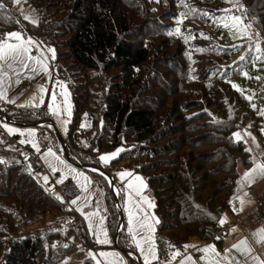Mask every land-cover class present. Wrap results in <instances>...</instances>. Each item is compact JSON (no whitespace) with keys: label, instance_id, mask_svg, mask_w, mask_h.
<instances>
[{"label":"rangeland","instance_id":"rangeland-1","mask_svg":"<svg viewBox=\"0 0 264 264\" xmlns=\"http://www.w3.org/2000/svg\"><path fill=\"white\" fill-rule=\"evenodd\" d=\"M105 2L110 5H108L109 8L117 10L125 18L124 21L129 31H131L130 33H134L131 35L137 38L135 39L136 43L140 42L145 53H147V61L139 67V72L133 76L132 74L130 76L127 74L123 76L118 75L115 74V71H111L110 74L106 75L98 72V92H103L104 94L110 90V85L113 86L118 78L122 82H130L128 89L122 92V95L130 97L132 101L131 106L137 108L144 107L151 110L154 117L152 121L155 130L161 128L163 129L162 133L165 134L164 132L169 127L175 128L174 131L176 133L172 139H181L183 144L179 147V153L175 152L173 154L171 152L169 155H166L168 157L179 156L178 160L181 161L183 169L185 167H187L186 169H192L193 167L188 164L192 158V154H198L205 149L211 152L223 151L225 155L227 154L228 158H236L237 156L230 155L229 153L231 152L222 144L225 143L222 142V139L232 134L233 140L236 142L240 141L243 148L250 149L246 154L240 153L237 161L241 162L244 166L250 161L253 163L252 167L250 166L248 170L240 174V178L237 180L235 190L238 193L239 211L241 212L252 205L250 202L249 204L245 201L246 189L248 187L255 188L257 186V189L261 191L264 198V176L256 177L251 185L243 179L245 173L253 169L256 164L264 165V161L259 159L264 154V10L259 9V13L255 14L253 7L255 0H105ZM14 7L23 18L28 17L27 19L32 24L38 22V15L28 4H23L21 0L20 3H16L14 0ZM100 7L101 5L98 9ZM226 9L230 11H225ZM185 13L186 15H183ZM234 17H239L240 21H234ZM225 24H228V27H224ZM177 29H179V32H177ZM244 33H247V35ZM257 43H259L261 49L259 52L255 50ZM32 44L38 57H41L46 62L53 59L52 52L49 51V49H53L51 46L39 47L38 44ZM250 48L251 51L249 50ZM241 56H245L246 59L240 60ZM258 56L262 57V59L257 60ZM69 62L65 65L68 66ZM72 74H75V70H73ZM104 76H106L104 80L100 79ZM127 76L128 80L125 79ZM76 83L80 84V86L82 85L78 89V96L85 98L86 101L90 100L92 95H89V92L85 91L87 90L86 84L82 82V79H79ZM41 88L45 91H40ZM91 89L95 93L97 92V88L92 87ZM213 89L220 92L221 97L214 90L216 92L215 98H212L209 92ZM53 92L56 93L55 105L58 106L59 114H57L55 108H49V105L53 104L51 99ZM70 92L71 90L68 88L65 78L53 81L49 74L41 78L39 83H36L32 93H28L26 97L24 96L22 103L25 102V104L32 106H28V108L20 107L19 105H23L22 103L15 106L16 108L25 109H40L43 107L51 118V125L59 133L58 135L64 144L66 140H69L77 150V154L88 159H95V156H97L94 153L96 149L95 141L103 133L104 125L99 120L96 124H92L86 113L84 115L81 114L79 119L75 121L76 127L74 128V133L70 136L71 139H68L67 125L73 117ZM222 94L224 95V99ZM220 99L225 101L224 106H215L213 103H216ZM98 101L99 97H97L96 106H98ZM238 102H241L243 106L241 112H235L229 104ZM199 112L205 114V119L203 120L208 123L204 126H198V124L194 126L187 122L188 118L192 119L193 122L195 121V123L202 122L201 117H197ZM241 113L247 114L241 116ZM5 124L7 127L18 129L20 133L24 134H9L7 128L4 127ZM44 124L46 127L51 128L53 135L51 137L48 135L47 140H38L37 127L11 126L4 120H0V157L16 160L11 155V152L15 155L16 152L20 151V156H22L24 161L22 170H26L25 174L29 177L27 179H32L42 190V194L36 191H28L29 193L25 194V197L30 196L33 198L36 194L37 199L41 198L36 208L26 207L25 202L21 203L15 200L9 193L6 198L0 199V228L3 229H0V239L1 241L7 240L8 237L19 239V237L26 235L32 237L33 234L38 233H42L41 236H44L49 230L58 235V241H63L61 237L66 236L71 216L62 209L54 208L53 204L48 201V198H45V196H53L58 202L62 203V199L57 198L59 195L56 192L57 187L61 184L56 183V181L62 179L63 181L69 180L74 183L77 187L76 197H81L76 205L70 203L63 206V209L77 212L82 217L87 230L86 235L90 242L94 246H103L104 244L97 243L96 238L89 229L88 220L85 219V215L79 210L82 209L85 214L99 211L100 215L105 217L103 186L100 187V183H93L91 181L87 192H82L78 186V181L79 183H84L82 177L78 174L82 173L84 176L89 177L91 175L89 172H97L91 169H86L87 171H85L82 168L76 167L73 162L72 164L67 163L61 152L60 143L55 139L53 128L49 126V123ZM30 130L34 133L33 136L27 135ZM235 133H239V137L235 136ZM203 136H206L204 138L206 146H200L195 149L188 146L189 142H187V138L193 140L194 138ZM11 137L15 138V142ZM132 137L129 136L128 140L125 141L124 139L121 140V143H118L116 140L112 142V139L106 136V139L112 146V150L113 148L115 150L100 153L97 157L98 165L103 169H107L110 162L118 158L120 152L115 158H110L109 163L102 162L99 159L101 155L116 153L118 149L129 152L130 157L122 160V162H129V165L126 164L120 167L111 177L112 181L119 185V188L117 190L115 188L113 192L114 195H117L118 205L122 210V221L126 229L129 225V209L132 208L133 202L139 200V197L133 196L130 201L128 193L125 190L127 180L122 182L118 173L128 171L133 173L134 176H139L138 173L134 172L133 167L140 172V167L146 159L139 152L135 151L137 145H135V139ZM211 139L216 141V143L209 145L208 141ZM21 141L25 142L21 143ZM33 143L39 145V153L32 146ZM49 149L55 153L56 157L65 161L69 168L74 171L70 172L69 168H65L63 164L58 163L57 159L49 156ZM83 150L87 151L86 154L82 152ZM26 153L27 156L28 154L35 156L38 167L36 171H29L27 169L25 165ZM224 154H222L223 157ZM223 157L222 160L225 162V158ZM49 162L56 167V172L51 171ZM234 162L236 163V161ZM190 164L195 165L193 162ZM242 165L240 167H243ZM158 172L166 176V173H170L171 170L168 172L167 169H158ZM45 176L48 177L47 182L43 179ZM141 178L142 181H136L132 177H129L128 180H131L138 188L141 196L147 198V203H142L141 206L150 217V223L156 229L157 222L154 216L153 196L148 189L149 186L146 179L143 176ZM10 184V186H7L8 188L11 187L12 189L16 187L13 182ZM21 189L19 188V190ZM3 190L10 189L3 188ZM24 190L26 189L24 188ZM257 195L256 191L252 199L257 197ZM84 197H87V200ZM223 218H226V225L233 221L229 213H223ZM93 219L96 220L95 217ZM104 228L106 229L105 221ZM262 228H264L263 217L262 224L254 230L242 229L239 233L234 231L237 229L236 227H229L228 237L231 239L228 244L224 246L223 251H219L216 247L215 249L218 253L224 255L227 249H232L233 245L238 244L242 240H247L248 245L252 249L251 255L258 257L260 261L264 262V243H257L253 237V233ZM127 234L129 235L128 231ZM107 239L109 240L108 236ZM131 244L136 254V258H133L137 259L139 264H143V259L140 257L138 249L134 247L133 240ZM81 246L80 243H71V246L67 249V252L70 253V256L67 258L68 264H84L83 258L85 257L92 264H96L97 259L104 260L103 257L98 256L100 252H115L123 258L124 264H130L128 257L119 250H100L96 247L81 248ZM206 246L209 245H198L197 243L196 247L192 248L176 262L174 261L173 264L179 263L181 259L186 257L194 256L191 253ZM89 250L97 254L96 259L90 258ZM199 252L201 253L200 258L207 255L201 251ZM1 254L2 251H0V257L3 259V255ZM229 255L235 257L239 261V264H246V258L240 256L235 250ZM169 261L170 257L167 258L166 264ZM200 261L205 263L203 259Z\"/></svg>","mask_w":264,"mask_h":264},{"label":"trees","instance_id":"trees-1","mask_svg":"<svg viewBox=\"0 0 264 264\" xmlns=\"http://www.w3.org/2000/svg\"><path fill=\"white\" fill-rule=\"evenodd\" d=\"M94 1L21 0L23 4H28L39 17L38 22L32 24L17 12L14 7V0H0L4 4V7L0 9V33L20 32L24 38H30L39 47L51 46L54 49L55 58L51 59L48 65L52 80L65 78L66 84L71 90L73 117L67 125L68 139H71L70 136L76 127L75 121L79 119L81 114L86 113L92 124H96L98 120L103 123V133L95 141L94 153L97 154L95 159L80 156L72 142L65 141V149L71 163L79 164L85 168L101 169L111 174L112 177L113 173L120 167L129 165V162H122V160H126L130 156L129 152L122 150L119 151L118 158L110 162L109 168L103 169L99 166L97 157L100 153L115 150L114 148L112 150L106 136H109L112 142L116 140L118 143L124 139L125 141L128 140L129 136H133L132 138L135 139V145H137L135 151L146 159L140 167V172L132 167L134 172L141 177L143 176L148 183V189L154 200L155 220L158 221L156 229H154L158 260L152 264H166L167 258L171 257L172 252L181 251L192 240H196L198 243L209 242L221 249V241H223L224 235L220 224L222 214L228 211L234 212L231 198H233L237 180H239L240 174L248 170L250 166L252 167L253 164L250 161L244 166L237 161L240 153L246 154V149L243 148L240 141L233 140L231 134L222 139V142H225L222 144L231 152L229 154L236 155V158H228L223 151L211 152L205 149L198 154H192V158L188 162L189 166L193 167L192 169H186L187 167L183 169L181 161L178 160L179 156H167L171 152L173 154L179 153V147L183 144L181 139H172L176 133L175 128L169 127L163 134V129L155 130L151 110L131 106L130 97L122 95V92L128 89L130 82H122L118 78L113 86L110 85V90L104 94L98 92V72L106 75L115 71V74L118 75L127 74L130 76L132 74L133 76L139 72V67L147 61V53H145L140 42L136 43L135 39L137 38L131 35L134 33H130L131 31L125 24V18L121 16L120 12L109 8L110 5L106 4L105 0ZM100 5V9H98ZM253 7L255 14L259 13V9L264 10V0H255ZM68 61L70 62L66 66ZM72 69L75 70L74 75ZM128 76L125 78L126 80H128ZM105 77L100 79L104 80ZM79 79H82V82L86 84L87 90L85 91L92 95L90 100L86 101L85 98L78 96V89L82 86L76 83ZM92 87L97 88L96 93L91 89ZM214 90L221 97L220 92L216 89L209 92L210 96L215 98L216 92ZM97 97H99L98 106H96ZM213 104L224 106L225 101L220 99ZM229 104L235 112H241L243 109L241 102ZM2 105L3 107H1ZM0 114L13 125H41L37 127L38 140H47L48 135L49 137L53 135L51 128L44 124L50 122L51 118L43 107L40 109L16 108V106L11 107V105L0 101ZM245 114L241 113V116ZM204 116L203 112H199L197 115L202 120L205 119ZM187 122L194 126L197 124L204 126L208 123L204 120L195 123L190 118L187 119ZM205 137L194 138L193 140L187 138L188 146L192 149L206 146L204 144ZM12 139L15 142V138ZM208 142L209 145L216 143L212 139ZM82 152L86 154L87 151L83 150ZM11 155L16 160L0 157V199L3 200L9 193L15 200L21 203L25 202L26 207L36 208L41 198L37 199L36 194L33 198L25 197V194L28 191H36L42 194V190L32 179H27L29 177L25 174L26 170H22L24 161L20 156V151L16 152L15 155L11 152ZM222 157L225 158V162H223ZM259 159L264 161V154ZM191 162L195 165L190 164ZM238 167L240 168L238 169ZM158 169H167L168 172L170 170L171 172L163 176L158 172ZM89 173L91 174L89 175L91 181L100 183V187L103 186L104 188L103 206L109 243L102 247L94 246L87 238V230L82 217L70 209L64 210V203L58 202L55 197L45 196L54 208L62 209L71 216L66 236L61 237L63 241H58V235L49 230L44 236H41L42 233H38L33 234L32 237L26 235L19 237V239L9 237L5 241L0 239V251L3 255V259L0 257V264H68L67 258L70 253L67 252V249L72 242L73 244L80 243L81 248L96 247L100 250H115L114 247H116L119 251L127 252L128 255L125 256L128 257L130 264L138 263V260L133 258H136V254L123 221L122 228L118 231L116 244H114L119 216L118 210L114 207V197L104 177L94 172ZM11 182L16 185V189L7 187L11 185ZM114 187L117 190L119 185L114 182ZM3 188L10 190H3ZM19 188L22 189L19 190ZM262 198L256 199L255 202L259 216L264 218V198ZM218 236L221 238L217 239ZM169 245L174 247L170 248ZM6 246L7 248H5ZM83 260L84 264H92L86 257Z\"/></svg>","mask_w":264,"mask_h":264},{"label":"snow or ice","instance_id":"snow-or-ice-1","mask_svg":"<svg viewBox=\"0 0 264 264\" xmlns=\"http://www.w3.org/2000/svg\"><path fill=\"white\" fill-rule=\"evenodd\" d=\"M16 3H20V0H15ZM4 7V4L0 2V9ZM225 11H230L226 9ZM183 15H186L183 14ZM207 15V13H205ZM26 19L28 17H25ZM234 21H240L239 17H234ZM250 26V25H249ZM224 27H228V24H225ZM177 32H179V29H177ZM247 35V33H244ZM259 35V33H257ZM33 42L29 38L27 41H25L24 36L20 32H11V33H0V98H5V91H6V85L10 87L8 84L9 81V70H11L12 76L16 77V80H19L23 77V75L26 72L29 71H35L34 68H32L33 63H37L40 65V67L47 71L46 65L43 63L42 60H37L30 52L29 45H31ZM251 51V48L249 49ZM255 50L257 52L261 51L259 43L256 44ZM49 51L52 52V58H55V51L53 49H49ZM245 56H241L240 60H245ZM262 59V57H257V60ZM16 65H19V68L16 67ZM245 75H247L245 73ZM15 82V81H13ZM40 91H45L43 88L40 89ZM51 99L53 101V104L49 105L50 109L55 108L57 111V114H59L58 106L55 105L56 101V93L53 92L51 94ZM9 103H14L12 100H8ZM39 103V102H37ZM26 105H20V107H25ZM32 106V105H27ZM5 128H7V131L9 134H16L19 133L23 135L24 133H20L18 129L7 127V125H4ZM28 136H33L34 133L30 130L27 133ZM235 136L239 137V133H235ZM25 141H21V143H24ZM36 151L39 153L40 148L38 144L33 143L32 145ZM119 149L116 153H109L104 154L100 156V160L104 163H109L110 158H115L118 153ZM246 151H250V149H246ZM48 155L53 156L55 159H57L59 164H63L65 168H69V166L65 163V161L59 159L55 156V153L52 152L51 149L48 150ZM255 163V162H254ZM49 168L51 171L56 172L57 169L52 165L51 162H49ZM69 171L72 172L74 170L69 168ZM82 177L84 183H79L78 186L81 188L82 192L88 191V186L91 184V180L89 177L84 176L82 173L78 174ZM120 179L122 182L127 180V187L126 191L128 193L129 199L131 201L132 197H139L138 201H135L132 203V208L129 209V225L127 228V231L129 235L131 236L132 240L134 241V247L138 249L140 257L143 259V264H152L153 261L158 260V249L155 244V237H154V225L150 223V217L146 213L145 209L141 206L142 203H147V198L141 196L140 191L138 188L131 182V180H128L129 177L134 178L136 181H142V178L139 176H134L133 173L128 171H121L118 173ZM258 176H264V165L256 164L253 169H251L249 172H246L243 179L246 181L249 185L254 182V179ZM45 182L48 181V177H43ZM63 180H57L56 183H62ZM58 199H62L61 197H57ZM81 197H76L69 201L72 205H76L78 200H80ZM85 200H87V197H84ZM149 206H151L149 204ZM83 215H85V219L89 222V229L92 231V234L96 238L97 243L99 244H108L109 240L107 239V233L106 229L104 228V221L105 217L101 216L99 211H96L92 214H85L83 213L82 209H79ZM93 217L96 218V220L93 219ZM158 223V221H156ZM226 222V218H223L220 220V224L223 225ZM253 237L256 240L257 243H264V228L257 230V232L253 233ZM221 237H217V239H220ZM169 247H174L172 245H169ZM189 247H195L194 245H185L184 248ZM198 251H201L207 255L197 258V260H193L190 256L186 257L184 259H181L179 264H199V261L203 259L205 261V264H239V261L229 254L235 250L239 253L240 256L246 258V264H264V262L260 261L258 257H254L251 255V247L248 245L247 240H242L238 244H235L232 246V249H227L226 253L224 255H221L218 253L215 249L214 245L206 246L202 249H197ZM90 258L96 259L97 254H94L89 250ZM181 252L179 250L174 251L171 253V259L168 262V264H172V261H175L178 256H181ZM99 257H103L104 260H96V264H124V260L122 257H120L115 252H100L98 254Z\"/></svg>","mask_w":264,"mask_h":264},{"label":"crops","instance_id":"crops-1","mask_svg":"<svg viewBox=\"0 0 264 264\" xmlns=\"http://www.w3.org/2000/svg\"><path fill=\"white\" fill-rule=\"evenodd\" d=\"M28 39L25 38V41H27ZM34 45L31 44L29 45V50L31 52V54L37 59V60H42L43 63L46 65L47 67V71H44L39 64L37 63H33L32 64V68L35 69V71H29L26 72L23 77L19 80H16V77L12 76L11 70H9V81L8 84L10 85V87H8L6 85V91H5V98H0V101H2L4 104H8L11 105V107H14L16 104H20L23 101L24 96L26 97L28 93H32V90L34 89V87L36 86V83L41 81V78H44L45 76L50 74V71L48 70V65H49V61L46 62L44 59H42L41 57H38L37 54L35 53V49L33 47ZM17 68H19V65H16ZM51 75V74H50ZM15 81V82H13ZM12 100L14 101V103H9L8 100ZM23 105H26L25 108H28L27 104L22 103ZM20 106V105H19ZM251 189V190H249ZM245 195V201L247 203H251L252 205L245 210H242L241 212L239 211L240 209V205L238 204V193L237 190H234V195L233 198H231V204L233 207V213L232 211H228L226 213H229L231 215V217L233 218V221L231 223H229L228 225H226V223H224L221 227V229L223 230L222 232L224 233L223 235V241H221V249H219L218 247H215L219 250V251H223L224 246H226L229 242V240L231 239L230 237H228L229 234V227H236L237 229H235L234 231L239 232L242 229H256L257 226L262 224V218L260 217L259 222H256V224H253L252 221L247 220L246 222L244 221L245 218H247L251 212H257L258 214V207H257V203L255 202L256 199L262 197V193L260 190L257 189V186H255V188L253 187H248ZM257 191V197H255L254 199H252L254 197V193H256ZM249 203V204H250ZM223 215V214H222ZM222 219V217H221ZM242 221V223H241ZM235 237V236H234ZM198 241L196 240H192L190 242L187 243V245H194L195 247L197 246ZM201 244H205V245H213L212 243H198V245ZM100 246V245H99ZM102 247V246H100ZM192 248L194 247H189V248H184L180 251L181 252V256H178L177 259L175 260V262L182 256H185L188 251H190ZM103 250H113L114 249H103ZM194 256H190L194 261L197 260V258H200L201 253L197 250L194 253ZM190 254V255H191ZM196 254V255H195ZM198 254V255H197ZM171 259V257H170ZM174 263V261H172V264ZM179 264V263H177ZM199 264H205L204 262L199 261Z\"/></svg>","mask_w":264,"mask_h":264},{"label":"water","instance_id":"water-1","mask_svg":"<svg viewBox=\"0 0 264 264\" xmlns=\"http://www.w3.org/2000/svg\"><path fill=\"white\" fill-rule=\"evenodd\" d=\"M0 119H2V120H4L6 123H8V124H10L11 126H18V127H25V128H27V127H29V126H32V127H38V126H41V125H39V124H32V125H29V126H25V125H20V124H15V125H13L9 120H7L3 115H1L0 114ZM46 123H49V126L50 127H52L53 128V130H54V136H55V139H56V141H58L59 143H60V146H61V152H62V154L64 155V158L66 159V161H67V163H69V164H72L71 163V161H70V158H69V155L67 154V152H66V147H65V144H64V142H63V140H61V138L59 137V133L55 130V128L51 125V123L50 122H46ZM76 167H78V168H82V169H84L85 171H86V169H91V170H93V171H96L97 172V174H99V176L101 175L102 177H104L105 179H106V181H108V183H109V190H110V192L112 193V195H113V197H114V207H115V209H117L118 210V212H119V216H118V220H117V222H118V228H117V230H116V232H115V235H114V244H116V240H117V235H118V231L119 230H121V228H122V225H123V222H122V210H121V208H120V206L118 205V198H117V195H114V192H113V190L115 189V187H114V181H112V178H111V174H109V173H107V172H105V171H103V170H101V169H98V168H92V167H83V166H81V165H79V164H74ZM115 248V250L117 251L118 249L116 248V247H114ZM120 252L122 253V254H124V255H128L127 254V252H125V251H121L120 250ZM137 264H139V263H137Z\"/></svg>","mask_w":264,"mask_h":264},{"label":"built area","instance_id":"built-area-1","mask_svg":"<svg viewBox=\"0 0 264 264\" xmlns=\"http://www.w3.org/2000/svg\"><path fill=\"white\" fill-rule=\"evenodd\" d=\"M25 158V165L29 171H36L37 165H36V158L32 154L26 153ZM57 194L62 198L63 205L70 204L69 201L72 200L74 197H76L77 194V187L74 183L70 182L69 180H64L59 187H57ZM259 214L257 212H251V214L244 219L246 222L247 220L252 221L253 224H256V222H259ZM242 223V221H241Z\"/></svg>","mask_w":264,"mask_h":264}]
</instances>
